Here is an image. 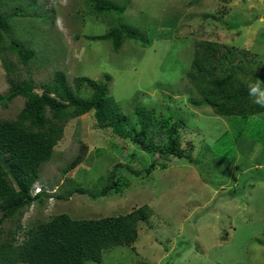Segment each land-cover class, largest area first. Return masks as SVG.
I'll return each mask as SVG.
<instances>
[{
    "label": "rangeland",
    "instance_id": "rangeland-1",
    "mask_svg": "<svg viewBox=\"0 0 264 264\" xmlns=\"http://www.w3.org/2000/svg\"><path fill=\"white\" fill-rule=\"evenodd\" d=\"M32 1L0 0L4 12L21 11L24 22L32 23L38 14L49 17L36 21L34 36L18 39L30 43L37 58L24 66L11 57L20 65L17 75L32 79L37 88L55 70L71 80L87 76L107 82L109 95L127 116L126 130H140V117L147 120L137 109L152 111L153 122L171 114L193 161L170 157L168 168L136 175L134 170L162 161L158 153L101 128L93 111L72 118L38 181L54 196L27 209L24 227L61 213L96 219L148 205L152 213L138 223L132 246L108 248L100 262L86 264H264V153L259 146L246 155L236 146L232 157L219 155L222 147L235 145L229 117L217 115L186 75L195 42L202 39L228 45L236 62L264 80V0H129L121 18L116 12L94 14L97 0H37L40 8H31ZM106 1L123 5L127 0ZM117 25L134 29L139 39H125L115 51L111 41L88 38ZM5 62L0 53V95L10 87ZM90 93L82 90L84 97ZM10 104L7 110L0 107V116L9 111L14 116L24 99ZM258 117L264 120V113ZM225 134L224 144L216 145ZM154 138L158 144V135ZM68 165L71 169L63 172ZM112 171L126 179L119 191L97 198L80 193L56 197L71 187L98 189Z\"/></svg>",
    "mask_w": 264,
    "mask_h": 264
},
{
    "label": "trees",
    "instance_id": "trees-1",
    "mask_svg": "<svg viewBox=\"0 0 264 264\" xmlns=\"http://www.w3.org/2000/svg\"><path fill=\"white\" fill-rule=\"evenodd\" d=\"M128 2L115 5L106 0H97L93 12L98 16L116 12L121 18ZM29 6L40 8L37 0H33ZM17 17L23 19L20 25ZM30 17L31 21L34 20L32 23L24 22L21 11L4 12L0 5V53L6 59V77L10 84L7 93L0 95V107L7 110L14 99H24V106L14 116H11V111L0 116V264L100 262L106 249L119 245L132 246L137 241L138 223L152 213L148 205L127 214L96 219L72 218L61 213L28 228L22 223L25 212L34 202L54 196L47 192L32 196L31 190L41 179L43 167L54 157L55 147L63 138L67 123L72 118L93 111L101 128L110 127L118 136L130 138L148 152L158 153L162 161L153 160L143 171L134 170L136 175L143 172L151 175L157 167L168 168L170 157L192 162V155L190 150L183 148L180 125L171 114L153 122L152 111L137 109L139 117L146 116L147 120L140 117V130H126L127 116L115 98L109 95L107 82L87 76L71 80L64 71L55 70L37 88L32 79L17 75L20 65L13 64L11 57L24 66L37 58L33 46L18 39L26 34L34 36L36 21L49 18L42 14L35 15L33 20ZM209 18L214 19L215 16ZM12 34L17 37L13 38ZM88 38L111 41L112 48L118 51L125 39H139V33L117 25L106 34ZM235 57L233 50L224 43L196 40L193 59L186 75L217 115L229 117L236 138L235 145L222 147L218 154L232 157L236 146L246 155L252 154L260 146L259 152L262 154L264 120L258 114L264 113V108L252 103L246 87L249 81L245 80L250 75L256 80L257 72L247 71L243 62H236ZM83 89L91 92L88 97L82 95ZM230 133L226 132L227 135ZM226 134L216 141V145L219 142L224 144L222 141ZM156 135L158 144L154 143ZM260 155L256 158L258 164L262 160ZM129 156L132 158L134 155ZM70 169L68 165L62 171ZM109 177L108 183L98 189L71 187L56 197L65 199L80 193L97 198L123 188L125 178L116 177L115 171ZM227 196L232 198L231 194Z\"/></svg>",
    "mask_w": 264,
    "mask_h": 264
},
{
    "label": "clouds",
    "instance_id": "clouds-1",
    "mask_svg": "<svg viewBox=\"0 0 264 264\" xmlns=\"http://www.w3.org/2000/svg\"><path fill=\"white\" fill-rule=\"evenodd\" d=\"M246 87L247 94L251 98L252 103L260 108H264V80H261L260 78H257L254 82L250 80ZM37 186H41V190L38 192H36ZM42 192H47L51 195L55 193H52L50 188H47L41 185V183L36 182L31 190L32 196H36ZM49 198L52 199V196Z\"/></svg>",
    "mask_w": 264,
    "mask_h": 264
},
{
    "label": "built area",
    "instance_id": "built-area-1",
    "mask_svg": "<svg viewBox=\"0 0 264 264\" xmlns=\"http://www.w3.org/2000/svg\"><path fill=\"white\" fill-rule=\"evenodd\" d=\"M41 190V186H37L36 187V192L40 191Z\"/></svg>",
    "mask_w": 264,
    "mask_h": 264
},
{
    "label": "bare ground",
    "instance_id": "bare-ground-1",
    "mask_svg": "<svg viewBox=\"0 0 264 264\" xmlns=\"http://www.w3.org/2000/svg\"><path fill=\"white\" fill-rule=\"evenodd\" d=\"M13 70V69H12ZM18 82V81H17Z\"/></svg>",
    "mask_w": 264,
    "mask_h": 264
}]
</instances>
